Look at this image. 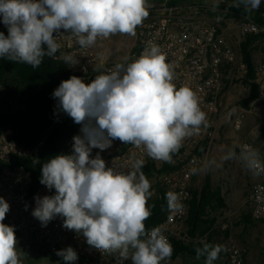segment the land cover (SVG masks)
<instances>
[{"label": "clouds", "instance_id": "clouds-1", "mask_svg": "<svg viewBox=\"0 0 264 264\" xmlns=\"http://www.w3.org/2000/svg\"><path fill=\"white\" fill-rule=\"evenodd\" d=\"M241 5L251 12L260 8L261 0H239L232 6ZM148 9V0H0V22L8 30L7 36L0 32V57L37 68L45 56L54 57L61 49L62 34L69 33L82 48L116 34L135 36ZM61 59L71 67L79 63L70 53H61ZM173 81V66L158 45L90 83L75 75L61 81L52 96L57 109L81 125V134L73 137L71 154L42 164L40 183L55 189L54 195L35 198L31 214L42 227L62 217L63 228L82 235L100 252L118 254V264L171 261L173 247L161 229L145 227L153 193L142 171L144 161L136 159L132 171L120 172L107 167L100 152L94 158L91 153L119 140L143 147L152 159L173 163L184 139L206 125L195 92L177 88ZM224 158H236V153L229 150ZM239 158L254 174L264 173L258 150L244 145ZM166 198L170 210H182L175 193L168 192ZM9 211V203L0 197V264H21L15 228L4 223ZM226 251L225 245L204 243L196 254L205 257L204 264H214ZM56 255L69 264L78 260L71 246Z\"/></svg>", "mask_w": 264, "mask_h": 264}, {"label": "built area", "instance_id": "built-area-1", "mask_svg": "<svg viewBox=\"0 0 264 264\" xmlns=\"http://www.w3.org/2000/svg\"><path fill=\"white\" fill-rule=\"evenodd\" d=\"M148 10L149 16L136 29L137 42L127 62L139 58L145 48L158 45L166 55L167 62L173 66V83L177 88L187 86L195 92L201 110L206 114V125L201 126L198 134L184 139L180 149L173 154L174 162L171 164L152 159L143 147L136 148L119 140L113 141L112 146L102 152L93 149L91 155L94 158L100 152L106 166L120 172L132 171L131 165L136 159L144 161L143 168L154 164L157 173H154L152 196L161 197V190L165 195L173 192L182 205L181 211L169 209L165 220L157 227L170 243L172 238L188 241L187 235L181 232V225L188 218L193 179L206 164L213 147L226 91L238 78L245 77L248 73L241 54V43L248 36L264 34V27L244 15H239L236 19L232 16L229 4L208 6L193 2L175 5L165 3ZM251 14H261L264 17L263 0L260 8L251 11ZM235 27L237 34L234 32ZM114 36L98 39L94 46L82 48L75 38L64 33L58 39L62 47L55 58L61 59V53L73 54L79 63L72 67L68 65V71L72 76L90 83L96 75L107 74L119 63L110 60L106 53L98 51ZM96 67H99V71H93ZM254 82L260 87V100H264V49L260 53ZM232 125L234 130L240 131L242 118H234ZM80 129L81 125L66 142L61 154L72 153L73 137L81 134ZM11 136V131L0 135V197L10 205L5 224L14 226L15 231L20 234L30 235L36 243L44 244L52 255L57 256L56 251L71 246L78 254L75 263L118 264V254L100 252L90 247L82 235L63 228L62 217H56L46 227H42L32 216L37 196L55 194V189L49 190L41 183L32 190V172L21 163L23 160L38 161L43 143L34 149H27L12 140ZM244 145L252 148L250 144ZM248 204L252 209L253 219L264 222V180L252 185ZM228 228V224L223 226L224 230ZM226 248L227 264H250L245 259L246 249L235 242H230ZM124 264H131V261H125Z\"/></svg>", "mask_w": 264, "mask_h": 264}, {"label": "trees", "instance_id": "trees-1", "mask_svg": "<svg viewBox=\"0 0 264 264\" xmlns=\"http://www.w3.org/2000/svg\"><path fill=\"white\" fill-rule=\"evenodd\" d=\"M177 3L178 0L168 2L170 5ZM232 12L234 17L244 15L254 19L264 27V17L261 14H251L244 8H233ZM0 32H3L5 36L8 35L7 27L2 22H0ZM261 41H264V34L248 36L241 43L242 58L248 67V73L242 79V83L250 90L248 98L243 100L241 105L247 109L253 102L260 100V87L254 82L256 67L253 58L255 45ZM71 76L68 71V64L56 60L55 56H45L37 68L9 60L6 57H0V86L4 89V94L0 96V135L11 131V139L27 149H34L43 143L39 163L30 160L21 161L32 172V190H35L40 184L42 164L60 155L66 142L80 126L67 114L57 109V100L52 96L53 91L61 81L67 80ZM143 173L149 180L150 190H152L154 173H157L155 165L143 168ZM160 193L162 194L161 197L156 195L147 202L152 213L145 221L147 231L160 225L167 216L168 201L162 190ZM225 206L222 191L213 188L211 178L207 175L201 190L192 189V199L189 203L187 218L189 239L188 241L178 238L171 239L172 257L179 254L197 257L196 249L202 248L204 244L195 241L197 229L208 224V219H205L208 217V210L222 209ZM15 235L16 238L21 236L17 231H15ZM48 257L57 264H69V262L63 261L61 257L51 253H48ZM200 258L205 260L204 256Z\"/></svg>", "mask_w": 264, "mask_h": 264}, {"label": "rangeland", "instance_id": "rangeland-1", "mask_svg": "<svg viewBox=\"0 0 264 264\" xmlns=\"http://www.w3.org/2000/svg\"><path fill=\"white\" fill-rule=\"evenodd\" d=\"M182 2H193L208 6L229 4L232 9L244 8L243 5L240 7L232 6L238 3L239 0H183ZM150 6L151 5H149V9H156L159 7L150 8ZM235 18L237 19L238 16ZM234 32L237 34V27L234 28ZM136 42L137 34L135 36L117 34L105 47L99 48L98 51L100 53H106L110 60L125 63L129 59L130 53L136 45ZM263 49L264 41L257 42L253 58L256 69L259 66L260 53ZM56 60L63 61L62 59ZM243 78L244 76L238 78L234 85L229 88L224 95L219 130L206 164H204L202 170L193 179V190H201L204 179L208 175L211 178L213 188L215 187L214 184L219 183L228 191L230 197H235V195L236 197L238 196L237 198H239V196H248L250 192L252 182L249 178V174L253 178L254 172L248 170L244 161L239 157L242 146L244 144L251 145L248 132L258 125V121H254L253 114L255 110L256 112L258 111L257 107L264 105V100L261 99L253 102L249 109L241 105V102L248 98L250 94V90L242 83ZM3 94L4 89L0 86V96ZM236 117H241L243 120L242 129L240 131L234 130L232 125V121ZM229 150L236 153V158H224ZM153 181L154 180H152V182ZM152 197L153 196H151V198ZM209 211L211 210H208V212ZM184 225L186 231L187 220L184 222ZM186 233L188 235V230ZM17 241V251L21 253V264H57V262L48 257V248L44 244L36 243L30 235L21 234V236L17 238Z\"/></svg>", "mask_w": 264, "mask_h": 264}, {"label": "crops", "instance_id": "crops-1", "mask_svg": "<svg viewBox=\"0 0 264 264\" xmlns=\"http://www.w3.org/2000/svg\"><path fill=\"white\" fill-rule=\"evenodd\" d=\"M171 1L148 0V5H151L150 8L160 7ZM182 1L178 0L177 4L183 3ZM257 109V112L254 111L253 118L255 122L258 121V125L249 130L248 137L251 139L252 149L258 150L261 160L264 161V105H260ZM249 178L253 185L264 180V173L253 174V178L249 174ZM214 185V188L222 191L226 206L222 209H213L207 213L208 217L205 219H208V224L197 229L195 241L212 245L222 244L226 247L230 242H235L246 249L245 259L247 262L250 264H264V222L256 221L252 217V209L247 204L250 192L248 196L237 198L238 196L235 195V197H230L223 186L219 183ZM225 224L229 225L227 230L223 229ZM181 228L182 234L187 235L188 224L186 231L184 224L181 225ZM204 262L205 260L200 257L179 254L176 257H171L170 262L165 261L162 264H204ZM214 264H227L226 252H221Z\"/></svg>", "mask_w": 264, "mask_h": 264}, {"label": "water", "instance_id": "water-1", "mask_svg": "<svg viewBox=\"0 0 264 264\" xmlns=\"http://www.w3.org/2000/svg\"><path fill=\"white\" fill-rule=\"evenodd\" d=\"M0 19H2V17H0Z\"/></svg>", "mask_w": 264, "mask_h": 264}]
</instances>
